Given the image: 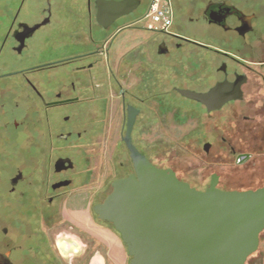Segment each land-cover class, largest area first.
<instances>
[{"label":"flooded vegetation","instance_id":"1","mask_svg":"<svg viewBox=\"0 0 264 264\" xmlns=\"http://www.w3.org/2000/svg\"><path fill=\"white\" fill-rule=\"evenodd\" d=\"M30 1L38 0H19L11 21H0V131L22 134L15 150L0 136V264H14L15 253L36 264L47 244L42 224L86 232L66 214H86L101 167L91 160L109 130L118 138L115 179L134 172L123 141L129 115L132 145L190 187L264 186V0H171L173 31L153 52L152 41L141 51L115 45L140 5L104 28L97 0H39V10ZM89 197L94 213L103 187ZM30 226L37 235L24 242Z\"/></svg>","mask_w":264,"mask_h":264},{"label":"water","instance_id":"2","mask_svg":"<svg viewBox=\"0 0 264 264\" xmlns=\"http://www.w3.org/2000/svg\"><path fill=\"white\" fill-rule=\"evenodd\" d=\"M96 2V19L104 28L140 5V0ZM182 93L199 101L210 95ZM132 125L129 115L123 141L134 172L113 180L93 207L119 234L129 264H245L264 231V186L245 191L190 187L132 145ZM89 264H102V259L94 256Z\"/></svg>","mask_w":264,"mask_h":264},{"label":"rangeland","instance_id":"3","mask_svg":"<svg viewBox=\"0 0 264 264\" xmlns=\"http://www.w3.org/2000/svg\"><path fill=\"white\" fill-rule=\"evenodd\" d=\"M151 0H142L140 6L138 9L134 12L133 15H131L128 19H126V23L131 24L140 19L143 14L147 11L149 3ZM19 0H0V21H11L13 18L17 5ZM25 6L29 7H37V10H39V7L41 6V1H36V3H31V1ZM35 7V8H36ZM81 11L77 12V16H81ZM123 21H118L117 24H121ZM142 23H139L138 27H130L128 31H123L117 38V40H121L118 43H115L117 46H121L122 42H126L127 40L130 42V44L133 46L138 43H146L147 41L153 40L151 43L148 42L150 47H148L152 52L155 50L154 46V40L158 39L162 36L160 33H153L150 31L145 30L142 26ZM133 26V25H132ZM142 27V28H141ZM172 32V28L170 29ZM140 44V45H141ZM134 47V46H133ZM120 49V47H119ZM146 49V48H145ZM53 55L55 53H52ZM51 54V55H52ZM7 59L12 60L11 56H7ZM13 65L9 63V66ZM7 83H13L16 81V78H12L9 80H5ZM1 82H4L3 80ZM21 133L19 132H5L3 130L0 131V136L6 137V148L7 150H15L16 146H18V142H20ZM107 140V141H106ZM118 140L117 135L111 130H109V134L106 139L102 140L103 146L100 149V154L94 155V157L99 156L97 158H92L91 165L94 166V164L98 166V163H100V169H97L98 176H97V182L93 185L88 186L87 190V200H86V214L84 216L81 214H66L67 217L72 218L77 222V224L81 227L83 230H87V232H83L80 234L81 237H78L79 233H77V237H75L74 231H70L68 228V225H70L69 221H65L63 223H58L52 228H48L44 226L43 224L39 227L40 233H43L47 235L46 241L47 244L39 249V252L37 253L38 262L36 264H87L89 262L92 255L97 254V256H102L105 260V264H113L112 260L108 256V247L103 243L102 241H105V234L106 231H110L114 235L118 237V240L121 244V250L124 253V263L123 264H129L130 257L128 256L125 246L122 243L119 234L111 227L110 224H107L105 222H100L101 228H95L91 225L90 217L92 216L95 219V214L92 212V209L90 211L91 206L95 201L97 200L95 197L92 199L89 197V191H93L96 188L102 186L103 187V197L109 192L110 183L115 179V175L113 172L114 168V155L112 153V145L113 143ZM168 144H171L170 139H166ZM106 142V143H105ZM185 142V140H184ZM10 150V152H11ZM35 150L31 149L28 153L33 154ZM28 153H24L25 155H29ZM91 155H93V152H91ZM97 155V156H96ZM97 159V160H96ZM96 161V162H95ZM95 170H93L94 173ZM89 208V209H88ZM89 210V211H88ZM86 215V216H85ZM89 215V216H88ZM75 216V217H74ZM36 224V223H35ZM1 227V225H0ZM33 226H30V231L34 228H31ZM92 227V229L90 228ZM48 228V229H47ZM29 229L24 231L23 240L26 241L25 238L28 234H32L34 236L37 235V232L29 231ZM70 231V232H69ZM89 231V233H88ZM261 240L260 244L258 246L257 251L247 260L245 264H249V260L252 257H257L256 262L253 264H264V231L261 233ZM108 241V240H107ZM0 251H3V248L1 247V237H0ZM26 251L24 250V253ZM35 256V255H34ZM14 264H27L26 262L20 261L21 254L15 253L12 258ZM54 259H57L56 261Z\"/></svg>","mask_w":264,"mask_h":264},{"label":"built area","instance_id":"4","mask_svg":"<svg viewBox=\"0 0 264 264\" xmlns=\"http://www.w3.org/2000/svg\"><path fill=\"white\" fill-rule=\"evenodd\" d=\"M139 23L147 31L168 34L173 23L171 0H151L147 11L131 25Z\"/></svg>","mask_w":264,"mask_h":264},{"label":"crops","instance_id":"5","mask_svg":"<svg viewBox=\"0 0 264 264\" xmlns=\"http://www.w3.org/2000/svg\"><path fill=\"white\" fill-rule=\"evenodd\" d=\"M134 26L138 27L139 25L138 24L137 25H133V26L131 25L130 27H134ZM126 31H128V30H126ZM172 31H173V29H172ZM120 41L121 40H119V41L116 40V43H118V45H119ZM150 41H153V40H150ZM123 43L124 42H122V44ZM140 44L141 43H138V44L134 45V43H133L135 51H141V50L144 49V47L142 46L143 44H141V45ZM86 232H87V230H86ZM88 233H89V231H88ZM102 242L105 243V245L108 247V253L107 254H108L109 258L112 260L113 264H123L124 261H125V259H124L125 257H124V253L121 250V244H120V242L118 240V237L116 235H114L113 233H111L110 231H106L105 241H102ZM94 256H97V254L93 255L92 257H94ZM99 257H101V259H102V264H105L104 258L102 256H99ZM90 260H89V262H90ZM89 262H88V264H89Z\"/></svg>","mask_w":264,"mask_h":264},{"label":"trees","instance_id":"6","mask_svg":"<svg viewBox=\"0 0 264 264\" xmlns=\"http://www.w3.org/2000/svg\"><path fill=\"white\" fill-rule=\"evenodd\" d=\"M108 224V223H107ZM253 258V257H252Z\"/></svg>","mask_w":264,"mask_h":264}]
</instances>
